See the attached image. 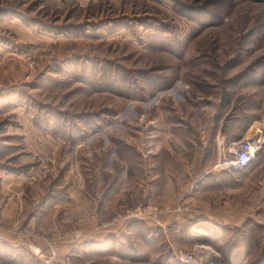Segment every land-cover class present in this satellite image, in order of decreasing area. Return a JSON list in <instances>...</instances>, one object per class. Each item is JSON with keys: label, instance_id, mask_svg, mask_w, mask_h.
Here are the masks:
<instances>
[{"label": "rangeland", "instance_id": "374dc122", "mask_svg": "<svg viewBox=\"0 0 264 264\" xmlns=\"http://www.w3.org/2000/svg\"><path fill=\"white\" fill-rule=\"evenodd\" d=\"M6 209L0 264H264V0H0Z\"/></svg>", "mask_w": 264, "mask_h": 264}, {"label": "crops", "instance_id": "0c3cea01", "mask_svg": "<svg viewBox=\"0 0 264 264\" xmlns=\"http://www.w3.org/2000/svg\"><path fill=\"white\" fill-rule=\"evenodd\" d=\"M207 174V172H206ZM208 181V180H207ZM206 178H203V179H198V181L194 184L195 186L197 185V189H193V198L192 201L202 207V215L201 216H198L197 217V221H203V220H209V221H212L214 224L216 225H222L224 228L225 226L229 225V227L231 228L232 226L230 225H238L239 222H241V218H237V217H234L233 221H229L228 219H226V208L227 207H223V206H226V202H224V199H220L219 197H215V193L217 194L221 192L220 188H218V191H209V189L206 188ZM220 190V191H219ZM209 193V194H212L211 197H206L205 198H200L198 197V194H204V193ZM207 193V194H208ZM214 193V194H213ZM195 195V197H194ZM217 196V195H216ZM215 198H218L217 199H214ZM197 199V200H196ZM225 205H223V204ZM234 210H237V207L236 209ZM12 212H8L7 209L4 211V213L2 214V217H1V220H0V235H6V233L3 231L5 228L8 227L9 223V219H10V215H11ZM9 217V219H8ZM231 219V218H230ZM238 219V220H237ZM10 222V221H9ZM184 223V221L180 220V219H177L176 220V224L175 225H182ZM233 229H235V227H232ZM226 230V229H225ZM236 230H239V229H236ZM126 237H129V236H126ZM108 241H112L110 244L113 248H116V249H113L114 250V253L117 254L119 256V254L116 252L117 251V247L118 246H121V242H125L126 239H117V236H109V239H107ZM107 240L105 239L103 241V237H102V241L100 242H96V243H93L94 245H98L100 247H105L103 245H106L107 246ZM113 242H115L114 244H112Z\"/></svg>", "mask_w": 264, "mask_h": 264}, {"label": "built area", "instance_id": "2783aa9c", "mask_svg": "<svg viewBox=\"0 0 264 264\" xmlns=\"http://www.w3.org/2000/svg\"><path fill=\"white\" fill-rule=\"evenodd\" d=\"M263 147V141L261 137H250L243 139L235 144L229 149V154L223 156L222 161H220L219 167L223 170L234 169V170H244L251 165L255 160L256 155ZM152 216L153 218H158V210L147 208L145 210H138L133 214L136 218H144V216ZM130 216H126L129 219ZM181 259L188 263H195L194 254H182Z\"/></svg>", "mask_w": 264, "mask_h": 264}, {"label": "trees", "instance_id": "16d2710c", "mask_svg": "<svg viewBox=\"0 0 264 264\" xmlns=\"http://www.w3.org/2000/svg\"><path fill=\"white\" fill-rule=\"evenodd\" d=\"M253 163V162H252ZM251 163V164H252ZM199 223V224H198ZM201 222L199 221V222H197L196 224H194V225H196V226H194V228L193 229H196V228H200V229H205V227L206 226H203V224H200ZM120 255H121V253H120ZM122 257H126L127 259H133L134 260V256H131V255H122Z\"/></svg>", "mask_w": 264, "mask_h": 264}]
</instances>
